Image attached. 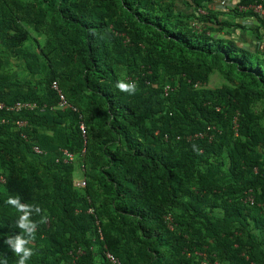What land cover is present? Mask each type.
I'll return each mask as SVG.
<instances>
[{
	"label": "trees",
	"instance_id": "1",
	"mask_svg": "<svg viewBox=\"0 0 264 264\" xmlns=\"http://www.w3.org/2000/svg\"><path fill=\"white\" fill-rule=\"evenodd\" d=\"M45 1L54 10H46ZM184 1L192 9L187 14L171 5L161 15L160 0H0V36L6 38L8 56L25 59L29 70L32 54L21 46L30 34L20 26L28 21L36 31L44 28L46 43L63 40L77 63L67 72L50 75L41 95L20 97L10 84L8 91L0 89V102L55 105L58 95L51 83L56 81L78 109L55 111L71 117V129L49 125L37 102L31 110L0 109V135L14 145L3 159L0 261L7 258L16 264L18 259L4 243L20 231L15 227L19 213L5 203L11 195L46 213L48 206L56 211V220L50 222L47 214L49 222L36 232V237L49 236L51 247L28 245L33 255L27 264H60L61 259L73 264L75 256V264H97L91 249L95 242L103 256L108 251L121 264H200L203 258L210 264H264V150L258 148L264 147V126L250 116L255 100L250 86L181 91L168 77L157 101L156 92L134 95L115 87L120 78L109 60L107 41L124 35L136 47L147 44L144 65L150 73L138 71L126 80L136 88L150 87L160 57L179 78L205 76L216 67L264 87V47H245L231 37L193 28L196 21L214 24L197 9L210 10L209 4L224 0ZM229 1L238 15L235 24L227 19L217 24L247 28L238 22L242 18L264 31V16L249 7L264 6V0ZM46 126L51 132L37 128ZM185 133L191 138L175 139ZM34 146L42 152H35ZM22 148L29 150V158ZM63 149L74 155L84 150L91 182L87 194L75 189L71 162L61 160ZM3 154L0 149V159ZM201 164L207 165L204 171L197 168ZM38 187L44 189L40 195ZM173 207L181 209L179 232L165 217ZM32 219L40 216L33 214Z\"/></svg>",
	"mask_w": 264,
	"mask_h": 264
},
{
	"label": "rangeland",
	"instance_id": "2",
	"mask_svg": "<svg viewBox=\"0 0 264 264\" xmlns=\"http://www.w3.org/2000/svg\"><path fill=\"white\" fill-rule=\"evenodd\" d=\"M26 1L30 2L31 0ZM43 4L46 10H54V7H52V5H50L46 1ZM171 5L174 7L175 11H178L182 14H187L186 12L192 10L191 7L186 6V2L184 0H160V6L158 7L157 12L161 15H166L167 9L171 7ZM209 6L210 10H208L207 8L197 9V13L200 16H205L206 20L209 19L214 24L212 25L209 22H205L202 25V23H198L196 21L193 24V28L199 31H201L202 29L207 30V33L212 36L231 37L234 40L243 41L247 44H250L252 42L253 45L264 47V34L262 32L255 33V31H257V23L249 22L240 18L238 19V22L242 26H247V28L243 29L235 25H221L216 23V20H219V22H223L227 19L230 23L232 22V24H235V18L238 15L233 13L232 11L234 6L233 2L224 0L223 2H213L209 4ZM21 25L30 34V39L25 41L21 46L22 49H26L27 51L29 50L32 54L28 57L30 68L29 70L26 69V60H23L22 57H10L5 53L6 38L4 39L2 36H0V89L4 88L6 91H8L11 84L13 90L18 92L17 94L21 95L20 97H28L32 94V92H34L36 95H41L47 88V78L50 75L54 73L60 74L67 72L71 69L72 66L77 64L75 60L76 55H72L73 52H71L67 48V44L63 40L56 39L54 42L49 41L46 43V41H48V38L44 33V28L41 29V31H36L28 21L20 22V26ZM111 28L112 26L110 25V29ZM9 33L12 32L9 31ZM124 36L125 38H123L122 40L115 38L113 39V41H107L109 60L113 64L119 78L126 81L130 78L131 75H134L138 71L142 72L143 70H145L150 73V69L144 65V47H146L147 44L140 43L139 47H136L131 44L129 38H126V35ZM40 50H42L44 56H37L38 54H40ZM160 60L161 61L160 63H158L157 72L151 73L152 81L150 87L136 88L134 95L140 93L146 94L156 92V101L160 100L161 87L168 79V77H173L175 79L177 86L181 91H202L206 89H216L221 87H228L233 89L240 85L242 86L243 84H247L248 86H250L253 97L255 98L254 102L252 103L251 110L249 109L250 116L253 117L255 121H258L259 124L264 126V116L262 115L264 109V87L250 84V79L237 76L235 71L226 72L225 70H221L216 67L208 72L205 76H194L193 79L179 78V76L175 74L174 69L170 68L166 59L160 57ZM13 84L16 85L13 86ZM35 102H37L38 104L39 112L46 116L49 125L56 124L70 129L73 127L71 117L68 116V114H55V111H60V109L56 108V104L48 105V102H38L36 100ZM237 117L238 113L234 116L232 121L234 135L238 133ZM37 128L41 131L43 130L45 132H51L50 128L47 126ZM179 136L186 139L191 138L189 133H185L177 134V136H175V139L177 140ZM262 145L259 144V150H264V147ZM13 146L14 145L8 141L5 135H0V149L4 151V154L0 159V192L2 193L5 172V169L3 167V159L8 158L9 154L12 152ZM21 151L27 154V158L30 157L29 150L22 148ZM83 152L84 150H81V152H79V150L75 151V158L70 164L72 165L71 178L75 189L79 192H84L87 194V190L89 189V185L91 184L88 176V173H90V169ZM222 160L227 165L228 160L225 155L222 157ZM33 161L37 166H39V163H37L36 159H33ZM206 166L207 165L205 164H201L197 168L200 171H204L206 169ZM77 181H85V185L77 187L75 185V182ZM43 190H41L40 187L36 189L39 195L43 192ZM87 200L89 203H92V199L89 195L87 196ZM180 213L181 209H179L178 207L168 209V211L165 213L166 219L169 222L171 221L170 226L172 227V229L174 228L175 232H179L181 230L180 221H182V219L178 217ZM47 214L50 222L56 220V211L52 207L48 206ZM215 215L216 217H220L221 212L217 210L215 211ZM184 219L186 220V218ZM97 223H99L98 219L95 220V225ZM103 224H105V222ZM48 227L50 228V224L48 226L46 224V228ZM204 233L205 230H202L201 234ZM66 236L67 235L63 236V239L61 238V241L64 245L67 243V239L64 240ZM49 238L50 237L45 233H41V235L39 237H35V239L29 245L31 247L38 246L43 248H50L52 242L49 240ZM91 249L96 255L97 264H106L103 252L101 250V245L98 242H95L91 246ZM65 262L66 259H61L60 264H65Z\"/></svg>",
	"mask_w": 264,
	"mask_h": 264
},
{
	"label": "clouds",
	"instance_id": "3",
	"mask_svg": "<svg viewBox=\"0 0 264 264\" xmlns=\"http://www.w3.org/2000/svg\"><path fill=\"white\" fill-rule=\"evenodd\" d=\"M115 87L122 92L134 94L137 86L134 82H126L124 79H120ZM5 203L19 213L15 227L20 231L19 234L8 235L4 243L18 257L16 264H27L33 255V249L28 245L35 239L38 226L47 222V213L37 204L22 202L19 196L10 195ZM33 214L40 216V219L34 221L32 219ZM0 264H9V262L5 258L0 261Z\"/></svg>",
	"mask_w": 264,
	"mask_h": 264
},
{
	"label": "built area",
	"instance_id": "4",
	"mask_svg": "<svg viewBox=\"0 0 264 264\" xmlns=\"http://www.w3.org/2000/svg\"><path fill=\"white\" fill-rule=\"evenodd\" d=\"M249 7L252 8L253 11L264 16V6L261 3L253 4ZM239 9L240 10L246 9V7L239 6ZM51 87H52V89L55 90V92L58 95V101L56 104V108L61 109V110L71 109L75 112L78 111L77 107L72 105L67 100L65 94L62 92L61 88L59 87V84L56 81H52ZM168 90H169V86L166 85L164 88V94L165 95L168 93ZM36 107H37V104L35 102H30V101H17V102H14L12 104H9V105H5L2 102H0V109H4L7 111H14V112H19L22 110H31V109H34ZM17 124L22 125V124H24V122L17 121ZM79 127H80L82 134L85 136V126H84L83 122L80 123ZM33 150L37 153L42 152L37 146H34ZM74 158H75V155L73 153L69 152L68 150L63 149L61 151V160L63 162H66V163L72 162L74 160ZM75 185L77 187L83 186V185H85V181H77V182H75ZM88 211L92 212L93 210L91 208H89ZM80 253H81V251L78 250L77 254H80ZM76 258H77V256L74 257L75 260H76ZM104 258H105L106 264H121L120 260L115 255H113L112 253H110L108 251L104 252ZM75 260H74V262H75ZM74 262H73V264H75ZM200 264H210V262L207 259L203 258V259H201Z\"/></svg>",
	"mask_w": 264,
	"mask_h": 264
},
{
	"label": "crops",
	"instance_id": "5",
	"mask_svg": "<svg viewBox=\"0 0 264 264\" xmlns=\"http://www.w3.org/2000/svg\"><path fill=\"white\" fill-rule=\"evenodd\" d=\"M257 32H262L263 34H264V31L262 30V29H259L258 28V26H257V31H255V33H257ZM240 45H244L245 47H248V46H251V47H256V45H253V43L251 42L250 44H247V43H245V42H243V41H238V40H236Z\"/></svg>",
	"mask_w": 264,
	"mask_h": 264
}]
</instances>
